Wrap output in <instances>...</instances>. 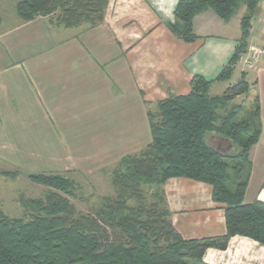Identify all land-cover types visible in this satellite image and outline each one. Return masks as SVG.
I'll use <instances>...</instances> for the list:
<instances>
[{"label": "crops", "instance_id": "obj_1", "mask_svg": "<svg viewBox=\"0 0 264 264\" xmlns=\"http://www.w3.org/2000/svg\"><path fill=\"white\" fill-rule=\"evenodd\" d=\"M179 2L108 0L104 21L94 28H65L51 17L11 18L0 27V174L21 168L58 172L72 160L78 171L97 172L147 147L148 113L170 95L189 94L195 76L214 80L209 93L221 96L211 92L225 82L216 79L236 53L246 6L229 21L211 10L196 15L198 40L187 44L167 27L175 22ZM6 7L0 0V10ZM251 38L264 48V0L253 17ZM233 78V85L245 78L259 100L261 134L250 151L244 201L264 203V56L251 70L238 63ZM212 137L216 148L229 147L227 139ZM164 192L172 225L183 239L226 235L224 209L208 184L172 178ZM204 262L264 264V246L234 236L224 250L207 249Z\"/></svg>", "mask_w": 264, "mask_h": 264}, {"label": "trees", "instance_id": "obj_2", "mask_svg": "<svg viewBox=\"0 0 264 264\" xmlns=\"http://www.w3.org/2000/svg\"><path fill=\"white\" fill-rule=\"evenodd\" d=\"M260 1L180 0L175 22L167 27L175 38L192 44L198 40L196 15L211 10L229 21L245 5L236 53L216 79L228 81L239 57L247 52ZM107 5L108 0H19L16 13L23 22L51 17L65 28H94L103 23ZM213 82L195 76L189 94L170 95L158 103L157 111L148 113L151 143L119 160L112 177L115 195L103 197L88 214L78 212L63 197L74 196L73 180L28 173L31 181L51 191L44 198L21 199L29 220L10 218L0 210V264H206V250H224L234 236L264 246V203L244 201L252 171L250 151L261 134L259 100L255 99L253 112L239 119L242 107L228 109L229 104L247 95L251 84L242 78L223 95L212 97ZM209 134L229 140L235 151H216L207 141ZM172 178L212 188L213 200L225 212V236L200 240L180 236L164 192Z\"/></svg>", "mask_w": 264, "mask_h": 264}, {"label": "rangeland", "instance_id": "obj_3", "mask_svg": "<svg viewBox=\"0 0 264 264\" xmlns=\"http://www.w3.org/2000/svg\"><path fill=\"white\" fill-rule=\"evenodd\" d=\"M5 3L7 7L0 10L1 28H4L6 25H8L9 20H12L11 18L18 20V16L14 9L15 0H5ZM240 8L244 7L241 6ZM83 26L86 28L88 27V25ZM239 70L240 69L236 70L234 75L235 78L239 76ZM235 78L229 82L225 81L224 83H216L217 85L212 90L211 94L222 95L231 85H233ZM247 80L249 81L250 77H248ZM253 92L254 91L250 89V92L247 95H240L229 104L228 109H230L232 106L242 107L243 110L239 116V119L246 118L250 112L254 111L255 95ZM155 111H157V109L151 112ZM212 136H214V134H209L207 136V141L210 146L216 148L218 143L217 140ZM66 161L70 162V160ZM65 166L66 167H59L61 170L58 172L50 173L60 174L74 181L76 186L74 196L66 197L63 195V197L67 198L78 212L88 214L100 206V201L103 197L115 195V190L112 186V177L113 172H115L118 167V164L111 165L110 167L103 168L91 174L80 170L79 172L78 169H76V160H72L69 164H65ZM42 171L44 172L22 168L21 170L8 169V175H2L6 172L1 171L0 210L10 218L29 220L28 216L26 215V211L21 206V199L32 200L44 198L47 193L51 191L50 188L44 185L34 183L27 176V174L30 172L48 173L45 172V170Z\"/></svg>", "mask_w": 264, "mask_h": 264}, {"label": "built area", "instance_id": "obj_4", "mask_svg": "<svg viewBox=\"0 0 264 264\" xmlns=\"http://www.w3.org/2000/svg\"><path fill=\"white\" fill-rule=\"evenodd\" d=\"M262 56H264V48L259 47L254 38H250L247 52L239 57L238 63L245 69L251 70L256 68Z\"/></svg>", "mask_w": 264, "mask_h": 264}, {"label": "water", "instance_id": "obj_5", "mask_svg": "<svg viewBox=\"0 0 264 264\" xmlns=\"http://www.w3.org/2000/svg\"><path fill=\"white\" fill-rule=\"evenodd\" d=\"M229 141V140H228ZM216 151H223L226 154H231L235 151V147L233 146V144L229 141V147L228 148H216Z\"/></svg>", "mask_w": 264, "mask_h": 264}]
</instances>
